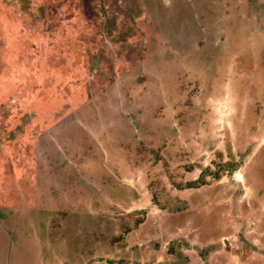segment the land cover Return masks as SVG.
Returning <instances> with one entry per match:
<instances>
[{
    "label": "rangeland",
    "instance_id": "obj_1",
    "mask_svg": "<svg viewBox=\"0 0 264 264\" xmlns=\"http://www.w3.org/2000/svg\"><path fill=\"white\" fill-rule=\"evenodd\" d=\"M107 1L0 2L2 32L19 18L24 43H0L2 69L24 75L0 101V264H25L17 251L35 257L53 228L54 249L60 220L98 264H264V0H126L136 24L105 30ZM64 55L82 77H62ZM46 94L64 117L50 129Z\"/></svg>",
    "mask_w": 264,
    "mask_h": 264
},
{
    "label": "flooded vegetation",
    "instance_id": "obj_2",
    "mask_svg": "<svg viewBox=\"0 0 264 264\" xmlns=\"http://www.w3.org/2000/svg\"><path fill=\"white\" fill-rule=\"evenodd\" d=\"M2 1L3 0H0V2L2 3ZM106 1V0H105ZM110 1V3H109V7H110V9L109 10H107V11H105V14H102V16H101V14H100V19H102L101 20V27L103 28V29H105V30H108V28L111 26L110 25V23L113 25V26H115V25H117V22H118V20L120 19V18H122V17H125V18H131L132 20L130 21V22H134L135 24H136V22H137V19L141 16V12L140 13H138L137 14V12L138 11H136L135 13H133L134 11H129V10H123L122 11V9H121V7H123V6H125V2H127L126 0H108L107 2H109ZM115 2L116 4H114V5H118V6H120L119 8L121 9L120 11H116V10H114V5L112 4V2ZM138 1V0H137ZM139 2V1H138ZM105 6V8H107V6L106 5H104ZM138 8H139V10H141L142 9V7L140 6V4H138ZM220 13V12H219ZM1 15L2 14H0V17H1ZM143 15V17H144V14H142ZM224 17H226L225 15H223ZM114 17H117L115 20H111V18H114ZM210 16H208V18H209ZM181 18V15H180V13H179V11L177 12V9L174 11V13H173V15H172V17H171V19H175V20H179ZM12 20H14V22H16L17 24V26H16V28H14V27H12L11 28V30H9V31H6V32H2V29L4 28L3 26L4 25H6V24H3V23H1V21H0V43H3V44H6V39H7V37L8 36H11V41H12V43H13V45L14 46H18V47H20V46H22V45H24V43H23V41L21 40V37L19 36V33H21V29L22 28H20L21 27V20L19 19V18H11ZM208 21V20H207ZM174 23V22H173ZM78 27L77 28H79L80 27V25L82 24V25H84V23L82 22V21H80V22H78ZM147 24H149V21L147 22ZM8 25H10V23L8 22ZM183 27H184V24H183ZM183 27H181V28H183ZM137 31V30H136ZM138 31H140L139 29H138ZM103 34H106V33H104V32H102ZM143 33V32H142ZM179 33L180 34H186L185 33V31L183 30V29H180V31H179ZM14 34H16V37H14ZM110 34H112V33H110ZM5 35V43H4V40H3V38H2V36H4ZM107 35V34H106ZM177 35V34H176ZM179 35V34H178ZM122 36V35H121ZM123 37V36H122ZM21 40V41H20ZM62 42H60V44H61ZM18 47H16V48H18ZM63 49V48H62ZM66 49V48H65ZM64 49V50H65ZM64 53H65V51H64ZM62 54V53H61ZM68 55V54H67ZM67 55H64V56H62V58H63V60H64V63H62L61 65H60V67H61V73L62 72H64V75L62 76V77H69L70 75H74V76H81L82 77V74H81V72H78L76 69H74V68H68V66H66V64H65V57H67ZM0 67H1V65H0ZM63 68H65V70L63 71ZM67 69L69 70V71H67ZM15 70V69H14ZM66 72L68 73V74H66ZM23 76L24 75H20V76H18V77H20V78H23ZM18 77H16V76H11L10 74H8V69H2V67H1V70H0V82L1 83H5L6 84V86H7V84H11L10 85V87H8V89H6V92H5V94H3V85L2 86H0V101L1 100H3V101H7V98H8V96L9 95H11L13 92H11L10 94H9V91L10 90H12V91H14L13 90V88H14V83H15V81H17V78ZM23 81L26 83V81H25V78L23 79ZM34 82H35V78H34ZM51 96L52 95H49V94H46V95H42V97L41 98H39V102H40V104H42V110L40 111V114H41V117L38 119V124L42 127V128H45V127H47L48 129H50V128H52L53 126H55L57 123H59L60 121L61 122H63V120H64V117L63 116H61L60 114H57V113H55V114H53L52 112H50V110H49V99L51 98ZM50 97V98H49ZM18 99H20V98H18ZM30 99H32V97L30 98ZM36 102H37V100H35ZM83 101H85V100H83V97H82V100H81V98L79 99V100H76L75 102H73V104H70L67 108H66V113H65V116L66 115H70V114H72L74 111H76L79 107H81V106H83V104L85 103H83ZM87 101V100H86ZM40 114H38V115H40ZM11 118H13L12 116H11ZM14 119V118H13ZM15 121V120H14ZM55 121H57V123H55ZM53 122L55 123V124H53ZM49 123H50V125H49ZM85 123V122H84ZM17 124V121H15V123L13 124V126L14 125H16ZM6 127V126H5ZM42 128H39V131H40V129H42ZM13 131V133L14 134H16V137L15 138H13V140H11V142H16L17 141V139H18V135H19V132L20 131H18V130H16V131H14V130H12ZM46 131V130H45ZM86 131V130H85ZM92 131V130H91ZM87 132V131H86ZM0 133L2 134L1 135V138H3L2 136L4 135V133H9V131H8V129L7 128H2V129H0ZM24 133H22L21 135H23ZM94 134H96V133H94ZM66 135V134H65ZM97 138H99L98 136H97ZM92 139H93V136H92ZM25 141V139H23V140H20V141H18V142H24ZM0 142H6V143H4V145H3V147H2V150H3V152L6 150V148L9 146V145H11V144H8V142L9 141H7V139H4V141H2V139H0ZM60 144L63 146V149L65 150V148H66V146H69V145H71V143H64V142H60ZM13 146V145H12ZM52 146H54V147H56L58 150L59 149H61V147H59L56 143H54V144H52ZM3 152H1L0 153V162L1 163H3V162H5L6 161V158L4 157V154H3ZM34 156V155H33ZM28 163H29V165L28 164H26L27 166H30L31 167V163H32V159H30V160H28L27 161ZM25 168L24 167H22V174H23V172H25ZM0 172H2V171H0ZM71 177H73V178H75L74 176H71ZM10 179V178H9ZM12 179V181L13 182H15L16 183V185H15V189H18L19 188V186H20V184H19V180H16L15 178H11ZM31 180H32V178H31ZM0 184H2V180L0 179ZM33 185H34V183H33ZM32 185V186H33ZM81 187V186H80ZM79 187V188H80ZM188 189V188H187ZM191 189V188H190ZM79 191V189L77 190V192ZM26 192H28L26 195H27V197L29 196V198H27V200H26V202H27V204L29 205V203H31L29 206H30V208H32L33 207V205H34V197H35V194H34V192L32 191V190H29V186L27 187V191ZM30 200H31V202H30ZM76 206H78V204H75ZM39 211H42V210H39ZM42 221V220H41ZM58 230L60 231L59 232V238H56V243H57V245L55 244V247H54V249H51V248H48V246H47V244L49 243V241H50V239H51V236H53V232H56L55 230H51L50 232H49V238H47V239H45L44 240V236L43 235H41V233H39V236H38V240H37V242H38V248L37 249H39V250H37V254L38 255H35V257L32 255L33 254V250L36 248V246H32V248H31V246H29V247H27V246H22L23 248H24V251H17V255H15V259H16V262H17V256L19 257V259L20 258H24V259H26V263L27 264H53L54 262H57V264H61L60 262H59V260H57V253L59 254H62V258H64V260L66 261V263L65 264H82V261H81V259L80 258H78V255H81V256H85V258H86V260H89V262H87L86 261V263H83V264H93V263H100L98 260H96V261H93V259H88V255L87 254H91V253H88V252H86V251H83V249H82V247H80L78 244H76V243H74L73 242V244H71V246H69L68 244L70 243V242H72L71 240H69V239H67V240H64V239H62V238H64L65 236H64V233L67 231L66 230V228H67V226H65V225H63L62 223H61V220L59 221V223H58ZM32 226H33V224H32ZM47 225H45L44 226V228L46 227ZM43 233L44 234H46V229H44V231H43ZM47 235V234H46ZM57 235V236H58ZM18 241H19V239H18ZM20 242V241H19ZM16 243V242H15ZM14 243V244H15ZM18 247L17 246H15V249H17ZM29 248V250H31V251H26V249H28ZM66 248V252L70 255V256H68V255H65L64 253H62V251H61V249H65ZM68 248H70V249H72V250H74L73 252H71V251H69V249ZM213 249V248H212ZM84 250H86V249H84ZM24 252V253H23ZM216 252H219L220 253V251H216ZM83 253H87V254H83ZM208 253H210V252H208ZM24 254H25V256H24ZM207 255H209V254H207ZM26 257V258H25ZM83 258V257H82ZM24 261V260H23ZM207 261V260H206ZM210 262V261H209ZM25 263V264H26ZM106 263H107V261H106ZM21 264V263H20Z\"/></svg>",
    "mask_w": 264,
    "mask_h": 264
},
{
    "label": "trees",
    "instance_id": "obj_3",
    "mask_svg": "<svg viewBox=\"0 0 264 264\" xmlns=\"http://www.w3.org/2000/svg\"><path fill=\"white\" fill-rule=\"evenodd\" d=\"M200 182H195V183H193V184H189V188H199V187H201L202 185H204L205 184V182H203V183H201V184H199ZM207 251H213V249L211 248L210 249V247L206 250V252H201V254H202V257H203V259H205L204 261H206L207 260V257H208V252Z\"/></svg>",
    "mask_w": 264,
    "mask_h": 264
},
{
    "label": "crops",
    "instance_id": "obj_4",
    "mask_svg": "<svg viewBox=\"0 0 264 264\" xmlns=\"http://www.w3.org/2000/svg\"><path fill=\"white\" fill-rule=\"evenodd\" d=\"M82 248L86 249V247H84V246H83ZM86 251H87V250H86ZM87 252H88V251H87ZM91 252H92L94 255H92V254H90V255L87 254V255H88V256H87L88 259H93V260H94V259H97L98 257H100V256H96L97 254L95 253V251H93L92 247L90 246V248H89V252H88V253H91ZM93 264H98V263H93Z\"/></svg>",
    "mask_w": 264,
    "mask_h": 264
}]
</instances>
